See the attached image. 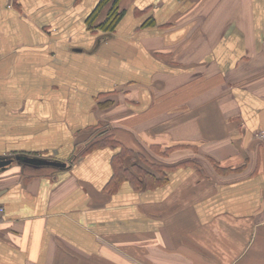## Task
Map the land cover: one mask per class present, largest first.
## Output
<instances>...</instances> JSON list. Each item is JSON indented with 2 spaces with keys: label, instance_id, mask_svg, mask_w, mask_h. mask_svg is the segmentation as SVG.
<instances>
[{
  "label": "crops",
  "instance_id": "crops-1",
  "mask_svg": "<svg viewBox=\"0 0 264 264\" xmlns=\"http://www.w3.org/2000/svg\"><path fill=\"white\" fill-rule=\"evenodd\" d=\"M114 1L0 0V264H264V0Z\"/></svg>",
  "mask_w": 264,
  "mask_h": 264
},
{
  "label": "trees",
  "instance_id": "trees-1",
  "mask_svg": "<svg viewBox=\"0 0 264 264\" xmlns=\"http://www.w3.org/2000/svg\"><path fill=\"white\" fill-rule=\"evenodd\" d=\"M106 1L107 0H104V2ZM116 2L117 0L114 1L107 16L109 22L112 21L113 23L117 22L122 15V12L118 11V8L116 7ZM137 154H139V157H137L138 160L132 159V163H124L123 157H120L121 162L118 161L119 166L116 169L117 171L115 172V175L125 177L129 173V175L137 176L142 183L150 176L158 177L159 180L165 179L167 172L163 164H159L148 153L142 152Z\"/></svg>",
  "mask_w": 264,
  "mask_h": 264
},
{
  "label": "water",
  "instance_id": "water-1",
  "mask_svg": "<svg viewBox=\"0 0 264 264\" xmlns=\"http://www.w3.org/2000/svg\"><path fill=\"white\" fill-rule=\"evenodd\" d=\"M19 158H24L26 161L34 164H52L56 166H65V163L59 162V161H54V160H49V159H44V158H38V157H17ZM13 161V159H0V168L10 164Z\"/></svg>",
  "mask_w": 264,
  "mask_h": 264
},
{
  "label": "built area",
  "instance_id": "built-area-1",
  "mask_svg": "<svg viewBox=\"0 0 264 264\" xmlns=\"http://www.w3.org/2000/svg\"><path fill=\"white\" fill-rule=\"evenodd\" d=\"M259 136H260L261 138H264V132H261V133L259 134ZM4 212H5V207H4V205L0 204V222H1V220L3 219Z\"/></svg>",
  "mask_w": 264,
  "mask_h": 264
}]
</instances>
